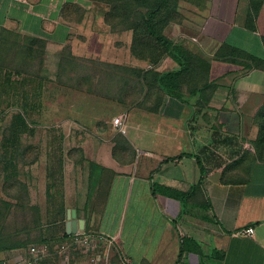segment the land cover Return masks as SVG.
Wrapping results in <instances>:
<instances>
[{
    "label": "crops",
    "instance_id": "0c3cea01",
    "mask_svg": "<svg viewBox=\"0 0 264 264\" xmlns=\"http://www.w3.org/2000/svg\"><path fill=\"white\" fill-rule=\"evenodd\" d=\"M188 1L199 3L184 11L190 30L179 40L196 54L176 82L180 98L149 79L145 91L156 96L138 95L135 102L132 75L101 70L102 64L146 68L134 54L131 32L102 29L92 14L72 19L70 0H0V72L9 83L1 97L14 104L5 114L24 109L28 119L57 120L35 131L39 141L43 131L44 143L31 144L40 152L34 173L40 196L34 198L45 200L46 224L0 236V264H20L34 242L47 239L48 166L59 158L64 186L51 192L64 199L65 225L68 210H76L84 221L80 232L115 240L90 253L105 245L127 264H202L192 253L181 263L183 240L192 238L204 255L220 253L205 255V264H264V159L258 153L264 7L250 0ZM39 54L45 62L38 75ZM67 62L78 72L64 69ZM158 69L181 66L167 56ZM121 115L127 116L126 135L113 126ZM52 129L62 144H50ZM249 228L253 236L243 234Z\"/></svg>",
    "mask_w": 264,
    "mask_h": 264
},
{
    "label": "rangeland",
    "instance_id": "374dc122",
    "mask_svg": "<svg viewBox=\"0 0 264 264\" xmlns=\"http://www.w3.org/2000/svg\"><path fill=\"white\" fill-rule=\"evenodd\" d=\"M71 1L75 3H71L72 6L69 5L67 10L72 19L79 20L88 14H92L96 17H100V27L102 29H110L118 33L126 30L127 32H131L133 34L135 55L146 58V62L143 63V66L146 67L144 69L150 70V75H152L153 79H155L156 75L159 73V69L155 65L167 56L174 58L166 53L148 35L144 23L147 15L159 5L160 0H70V2ZM250 1L257 9L264 7V0ZM198 3V1L169 0L166 6L160 9V16L158 18V30L172 43L179 45L189 59H192V55L196 53L183 44V42L179 40V36L183 33H187V30H190L188 27L190 25L182 23L183 19H186L184 16L187 15L184 11H187L188 5H196ZM192 27H196L194 31L198 32L197 27H199V25L193 24ZM41 56V54H39L38 57L36 56L38 63L42 64L38 65L40 69L37 70L38 75L41 74L44 69L43 61L45 62V60ZM197 58H199V56ZM50 65L52 69H56L55 63ZM70 65L73 64H64L63 68L69 70L68 67L71 68ZM188 65L191 66V60ZM152 67H154V69H152ZM78 69L79 68H75V71L69 70V72L77 73ZM108 74L110 75L111 72ZM134 82H136L135 78ZM203 83L204 81L200 82V84ZM147 94L156 96L153 90H150L148 93L145 91L144 95ZM11 106H14V104L5 100L0 95V138L10 135L12 112L10 111L6 114L5 112ZM56 121L57 120L53 117L52 119L51 117L49 119H29V123L36 133L38 130L45 129V127H48L52 123L54 124ZM258 123L261 128L258 153L264 159V110L259 115ZM41 133V141L34 137L25 143L24 150L21 153L22 160L20 164L22 167L19 168V176L17 178L3 183V170L0 164V236L4 235L8 238L14 235L26 234L30 230L42 228L46 224L45 200L34 198L35 195L40 196V184L37 183L39 176L37 177L34 175L35 165L37 160H39L40 152L38 148L31 146V144L38 142H45V134L43 131H41ZM39 138L40 137H38V139ZM3 194L5 195L4 199L1 198ZM188 202L182 204L184 213L191 212L190 206L187 204ZM177 212H179V210H177ZM171 217L175 220V223H181V226H183V218L181 216L178 217L177 214L174 213ZM7 242L8 239L6 244ZM35 243L36 242H34V245ZM205 255L207 256L206 258L215 257L214 254L211 255L208 251H205ZM71 256L72 258L70 259ZM186 256L188 255L184 254L181 256V263H183V259ZM117 257L114 259L113 250L110 252L107 246L101 245L96 253L77 249L72 251L68 257L56 255L48 260L47 264H127ZM108 258L109 261L107 262Z\"/></svg>",
    "mask_w": 264,
    "mask_h": 264
},
{
    "label": "trees",
    "instance_id": "16d2710c",
    "mask_svg": "<svg viewBox=\"0 0 264 264\" xmlns=\"http://www.w3.org/2000/svg\"><path fill=\"white\" fill-rule=\"evenodd\" d=\"M169 0H160L159 5L152 10L145 18V26L148 35L168 54L174 57V59L179 63L181 69L179 71H171L167 73H158L153 79L150 75V70L147 69H121V67L109 66L102 64L103 74L111 72V74L117 70L122 75H132L136 79L134 84V96L135 102L137 96L144 95L146 87H149L148 80L152 79L164 92L165 94L172 96L174 98H180L179 95L175 93L176 82L179 80L184 73L188 72L190 66L189 57L184 53L183 49L174 43H172L167 37H165L158 30V18L160 16V9H163ZM112 31V30H111ZM114 32V31H112ZM124 32H127L124 31ZM118 33V32H114ZM123 33V32H120ZM134 49V44H133ZM135 54V51H134ZM136 56V55H135ZM139 59L146 61L145 57H139ZM68 60V55H65V60ZM192 61V60H191ZM66 62V61H65ZM161 62V61H160ZM159 63L155 65L159 66ZM68 63V62H67ZM193 63V62H192ZM191 63V65H192ZM72 64V63H70ZM155 67V68H156ZM154 69V67H152ZM114 70V71H113ZM7 78H3V73L0 72V95L4 92V87L8 86ZM8 89V88H7ZM10 89V87H9ZM11 90V89H10ZM194 94V93H193ZM196 94V92H195ZM134 102V103H135ZM58 131L52 129L51 131V141L50 144H62L63 137L61 134H57ZM35 137V130L31 127L29 119L27 118L26 112H15L12 115V121L10 126V135L3 137L1 141V151H0V164L4 172L5 181H10L19 176V162L18 156L21 155V150L25 143L30 139ZM56 155L57 152H54ZM22 156V155H21ZM64 186V165L62 158L56 159L54 162L50 163L48 166V192H47V204L49 207L48 213V225L50 229L47 230V239L43 240L39 244H48L61 242L71 237L67 235L66 225H65V209H64V199L60 192L52 193L51 190L55 188L59 191L63 190ZM195 254L198 255L202 264H205V255L203 250L198 245V243L192 238H185L183 240L181 255L184 254ZM215 256H220V253L216 252ZM47 264V261L46 263Z\"/></svg>",
    "mask_w": 264,
    "mask_h": 264
},
{
    "label": "built area",
    "instance_id": "2783aa9c",
    "mask_svg": "<svg viewBox=\"0 0 264 264\" xmlns=\"http://www.w3.org/2000/svg\"><path fill=\"white\" fill-rule=\"evenodd\" d=\"M151 68V67H150ZM127 116L121 115L113 120V126L118 134H127ZM243 234L253 236L255 234L254 228H249ZM70 239L48 244L32 245L28 248L27 257L23 259L20 264H45L54 256L68 257L72 251L77 249L85 251H94L101 242H106L111 248L115 240L111 237L99 234H91L86 232H79L76 235L70 236ZM109 258L107 259V262Z\"/></svg>",
    "mask_w": 264,
    "mask_h": 264
},
{
    "label": "water",
    "instance_id": "95a60500",
    "mask_svg": "<svg viewBox=\"0 0 264 264\" xmlns=\"http://www.w3.org/2000/svg\"><path fill=\"white\" fill-rule=\"evenodd\" d=\"M67 219L66 232L68 236L76 235L84 230V221L78 220L76 210H68Z\"/></svg>",
    "mask_w": 264,
    "mask_h": 264
}]
</instances>
